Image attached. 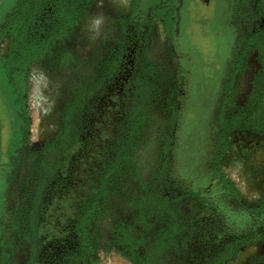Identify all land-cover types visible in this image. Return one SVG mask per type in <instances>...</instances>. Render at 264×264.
<instances>
[{
  "label": "flooded vegetation",
  "instance_id": "obj_1",
  "mask_svg": "<svg viewBox=\"0 0 264 264\" xmlns=\"http://www.w3.org/2000/svg\"><path fill=\"white\" fill-rule=\"evenodd\" d=\"M251 7L252 14L245 20L232 22L231 27L237 32L224 83L240 39L264 31V0H255ZM157 8L163 6L151 7L144 14L130 10L128 21H121L123 27L116 36L118 46L109 52L104 67L91 79L80 100L69 102L51 145H44L38 158L34 156L36 164H29V156L23 164L15 162L22 148L18 140L22 141L24 135H17L16 139L13 135L9 147L5 151L0 148V264L12 263L17 252L15 245L22 250L21 264H92V227L102 212L110 184L117 178L126 181L142 176L146 188L143 191L137 185L142 195L127 196L126 208L131 211L133 223L141 219L144 209L159 224L139 264H234L248 247L259 248L257 259L264 264V186L261 200L252 203L221 175L224 173L220 163L226 153L223 145H227L230 132L220 126L224 83L215 110L203 117L200 111L187 110L189 100L182 81V88L175 91L174 101L166 105L168 109L162 111L163 118L156 124L147 163L139 164L137 133L146 118L138 112L136 98L145 91V78L154 74L153 63L160 65L152 60L149 36L156 21L164 29L163 18L154 16ZM51 10L47 8L46 13L51 14ZM234 19L232 15L231 21ZM41 21V32L24 29L31 35L39 34L38 41L46 49L33 62L29 48L23 57L17 52L14 27L3 30L8 43L6 59L0 58V63L6 65L2 69L22 124L27 119V75L61 41H53L51 26H44ZM251 55L259 67L252 77L246 104L261 71L256 51L243 54L244 69L236 71L232 80L234 84L238 74L245 71ZM226 107L227 115L229 103ZM206 120H212V131H207ZM15 179L17 186L12 185ZM11 186L22 193L21 206L8 204ZM178 204H182L181 212L174 211ZM140 248L138 243L133 251Z\"/></svg>",
  "mask_w": 264,
  "mask_h": 264
},
{
  "label": "rangeland",
  "instance_id": "obj_2",
  "mask_svg": "<svg viewBox=\"0 0 264 264\" xmlns=\"http://www.w3.org/2000/svg\"><path fill=\"white\" fill-rule=\"evenodd\" d=\"M20 1L0 0V28ZM254 1L137 0V8L133 10V0H95L83 9L79 24L29 71L24 91L27 119L23 124L18 120L12 89L7 85L6 72L2 69L6 65L0 63L1 150L5 151L9 147L13 135H16L14 139L17 135H24L22 141L18 140L22 148L15 162L23 164L29 156V164H36L34 156H38L44 145L46 148L51 145L49 143L60 128L69 102L80 100L91 79L104 67L109 52L118 46L116 36L123 27L121 21H128L130 10L131 13L140 10L139 13L144 14L151 7L160 5L174 14L177 24L176 34L168 40L158 21L149 30L154 53L152 60H157L160 65L153 63L154 74L145 78V91L136 98L138 112L146 118L137 133L139 164L147 163L146 159L152 153L156 124L163 118L162 111L168 109L166 105L170 104V100L174 101L173 95L180 89L182 81L189 100L187 110L200 111L203 117H207L210 110H215L234 51L237 30L231 27L232 22L239 24L242 19L250 16ZM232 15L234 21H231ZM27 29L31 32L36 30L30 27ZM23 35L24 44L40 38L39 34L31 35L26 30ZM7 43L8 37L2 36V59H6ZM57 62L60 67H57ZM257 64V59L251 55L245 71L235 79L232 105L228 108L227 116L237 113L246 104L249 89L253 86L252 77L259 67ZM206 122L207 131H212V120ZM227 142L228 148L220 163L222 172L233 182L243 198L252 203L260 201L264 186V134L248 129L231 130ZM53 153L52 149L49 155ZM145 181L143 176L141 179L126 181L117 178L110 184L102 212L92 227L95 247L92 264H139L140 258L143 259L146 245L156 233L159 221L149 217L151 213L143 209L141 219H135L138 225L133 223L131 211L126 208V198L129 195L141 196L142 191L139 192L137 185L144 191ZM12 182L13 186H17L16 179ZM13 186L8 194V204L21 206L22 193H17ZM174 211L181 212L182 204H178ZM138 243L141 248L134 252L133 247ZM15 248L16 257H13L11 264H21V247L15 245ZM254 248H245L234 264H251V261L252 264H260L257 259L259 248Z\"/></svg>",
  "mask_w": 264,
  "mask_h": 264
},
{
  "label": "trees",
  "instance_id": "obj_3",
  "mask_svg": "<svg viewBox=\"0 0 264 264\" xmlns=\"http://www.w3.org/2000/svg\"><path fill=\"white\" fill-rule=\"evenodd\" d=\"M94 0H21L17 10L8 15L5 26L0 31L1 37L5 35L3 30L9 26L14 27L16 31L13 32L15 36L16 50L19 51L23 57V53L28 50L30 61L33 62L41 58L46 49L43 50V43L39 39L32 41L29 45L22 43L24 38V29L26 27L36 28L39 32L42 30V21L44 26L50 25L53 31V41L55 39H64L73 28H75L80 20L83 9L93 3ZM137 0H133V10L137 8ZM51 8V14H47V8ZM43 14L44 17H43ZM156 19H162L164 22V33L167 36H173L177 19L171 11H166L162 8L154 10ZM33 31V30H32ZM24 41V40H23ZM256 51L261 62V71L257 77L255 89L249 97L247 104L242 107L237 113L226 115V105L231 106V99L233 97V75L236 71L242 72L244 66L242 64V57L246 52ZM18 56L17 59H22ZM17 59L15 60L17 62ZM114 62L113 58H110ZM222 104L220 107V126L227 130L248 129L254 133L264 134V31L258 34L251 35L250 38H241L237 44V53L232 65L229 66V72L226 77L222 92ZM226 115V117H225ZM228 144L223 145V151L227 150ZM231 186L233 183L224 175Z\"/></svg>",
  "mask_w": 264,
  "mask_h": 264
}]
</instances>
